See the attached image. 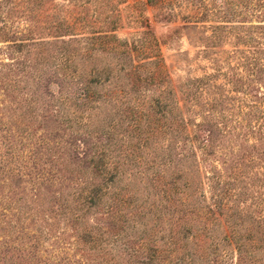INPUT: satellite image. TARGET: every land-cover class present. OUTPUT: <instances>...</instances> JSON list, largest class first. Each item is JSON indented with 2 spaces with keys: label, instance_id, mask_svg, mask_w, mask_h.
<instances>
[{
  "label": "rangeland",
  "instance_id": "1",
  "mask_svg": "<svg viewBox=\"0 0 264 264\" xmlns=\"http://www.w3.org/2000/svg\"><path fill=\"white\" fill-rule=\"evenodd\" d=\"M263 238L264 0H0V264H239Z\"/></svg>",
  "mask_w": 264,
  "mask_h": 264
},
{
  "label": "trees",
  "instance_id": "2",
  "mask_svg": "<svg viewBox=\"0 0 264 264\" xmlns=\"http://www.w3.org/2000/svg\"><path fill=\"white\" fill-rule=\"evenodd\" d=\"M95 76H97V75H95ZM89 83H97V82L93 79H90ZM191 155L194 157L193 154H191ZM113 172H114L113 175L117 176V172H115V171H113ZM156 175H158V176L160 175L158 170L151 172V177H156ZM186 185H188V183ZM102 189L103 188L101 185L96 186V187H94V190L91 192V194L93 196H95L97 199H99L101 194H104ZM184 200H187V197L184 198ZM173 201H174V199H172L171 196H166L164 198V203L155 204V202H154V203L147 206V207H149L148 210L150 211V215H147L148 220H154L153 224L156 226L158 224H161V226H159L160 230L156 231L157 233H154V234H156L154 237H152L153 234L149 235V237H147L148 240H153V242H154L152 253L147 257V261L153 260L154 256L163 255V250L161 252L160 249H168L169 252H172L171 246L174 243V234L176 233V228H175L176 219L174 218L175 213H173L175 211L171 209V207L173 206ZM88 203H92L91 198L88 201ZM178 203H182V200L179 201ZM128 204H129V202H128ZM143 207L144 206H142L141 204H136V205L134 204L132 206V210L134 209L135 212L138 211V213H140L141 209H144ZM166 215L169 217H167ZM172 215H173V218H172ZM142 216L144 217V213L141 214V217ZM228 222H230V224L233 227H235L237 224V222L234 221V219L231 217L228 219ZM140 224H142V223L140 222ZM142 226H143L144 231H151L150 230L151 224H148V223L144 224L143 223ZM231 232H233V231H231ZM233 234L235 236V234H237V233H235V231H234ZM248 236L251 238L253 236V232L249 231ZM156 238L158 239L160 244H162L163 248L158 249L159 246L154 245L157 242ZM230 238H231V235L224 234L222 237V240H224V239L228 240ZM263 240H264V238H263ZM246 241H248V244H253L255 249H258V246H262L261 244H264L262 242V239L259 240V243H256L258 245H256L254 242H250L251 239H248ZM235 242L238 245V252L240 253L239 258H238L239 264H264V252L259 253L257 251L256 253H254L253 250L250 251V250L245 249V245H247V243L245 241H242L240 244L238 241H235ZM263 247H264V245H263ZM241 249H245L246 254L243 255L241 252ZM157 250L158 251L160 250V253L157 254ZM251 258H253L254 261H250ZM257 258H261L262 262L256 260ZM147 261H141V263L146 264L144 262H147Z\"/></svg>",
  "mask_w": 264,
  "mask_h": 264
}]
</instances>
